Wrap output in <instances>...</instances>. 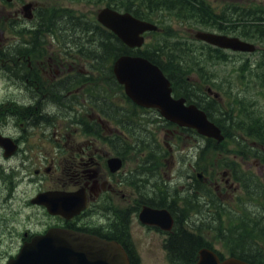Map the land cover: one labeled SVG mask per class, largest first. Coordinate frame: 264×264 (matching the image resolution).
<instances>
[{"label":"flooded vegetation","instance_id":"flooded-vegetation-1","mask_svg":"<svg viewBox=\"0 0 264 264\" xmlns=\"http://www.w3.org/2000/svg\"><path fill=\"white\" fill-rule=\"evenodd\" d=\"M210 6L223 12L216 14L217 21L229 22V0L211 1ZM6 11L26 31L1 33L0 38V81L15 90L14 95L0 96V264L19 259L24 247L54 230L116 243L133 264L140 188L135 183L133 144L116 143L113 136L120 132L112 121L119 99L102 97L100 86L89 89L85 80L92 66L71 64L68 45L55 48L54 34L29 27L22 8ZM114 157L122 159L117 170L109 163ZM227 174L225 189L235 184ZM149 188L139 191L154 198L142 201L143 206L162 209L165 198ZM63 196V204L77 212L52 211L59 203L56 198ZM148 229L162 235L165 243L182 236L180 224L170 232Z\"/></svg>","mask_w":264,"mask_h":264},{"label":"rangeland","instance_id":"rangeland-1","mask_svg":"<svg viewBox=\"0 0 264 264\" xmlns=\"http://www.w3.org/2000/svg\"><path fill=\"white\" fill-rule=\"evenodd\" d=\"M89 1L91 0H13L12 2L0 0V38H2L1 33L12 34L22 28L21 23H18L6 10H18L22 8L25 3L33 2L37 3L35 10L37 20L39 19L38 15H43L45 11L51 13L53 11L64 9L71 10L74 14L80 15L85 19L94 20L96 19L98 10L107 6L108 0H101L100 2ZM207 1L223 2L228 0ZM229 1L231 5L238 4L239 2L250 7L264 5V0ZM5 5L8 6V8H5ZM154 19H158V24H160L162 31L158 35L147 36L146 42L155 43L156 38L159 40L174 38L175 40H189L190 42L200 45L195 42V34L202 29L203 26H196L195 22L192 23L190 20H187V18L177 16L175 13L167 11L161 13V15H155ZM35 20L29 22V27L36 25L39 22H34ZM223 23L227 24L226 22ZM191 29L193 33L191 32ZM227 31H231V29H228ZM256 44L258 45L256 55L245 54V56H234L229 63H211L203 60L200 64L203 66V69H205L203 72H206L208 76L205 77L203 82V78L199 79L196 74L192 76L191 79L202 91H206L208 88L209 74L212 79H216L218 85L221 86V88L217 87L218 90L221 89L226 92L225 97L221 100V106L224 109H230L229 103L231 102L232 96H240V98L245 99V102L254 101L257 105L263 107L264 104L261 106V103H264L263 84L258 82L257 78L253 77L249 72L242 71L244 65H246L245 63H248V66H251L257 61L254 69L258 68L260 57H264V44L259 42ZM13 92L14 90L12 88L6 87L4 84L0 83V96L7 94L12 95ZM117 92V96L120 97L121 92ZM131 110L133 109L131 108ZM154 132L162 144L163 151V155L160 158L161 166L158 170L160 178L162 179V189H164L165 184L169 190L176 189L181 193L189 184L195 183L191 176L196 177L198 173L206 176V178L212 175L211 177L215 180H219L222 173L225 170H229L228 166H232L235 162L240 163L243 171L251 175L254 181H258L259 189H261V185L264 187V147L257 145L250 139L244 136L241 138L239 137L236 142H234V140H228L224 144L223 149L216 150L211 146H207L205 150L199 152L197 150V144L199 141L193 133L184 132L177 127L163 126L155 128ZM228 132L232 135H236L230 127ZM238 143L245 144L250 149H256L261 157H255L254 153H247V156H244L243 158L238 156V151L236 150V144ZM147 155L148 151H145L143 154H134L133 161L136 170L141 169L142 161ZM203 183V186H207L205 182ZM210 188L214 190L213 185L210 186ZM227 191L229 194H225L222 190L217 196L222 202H225L231 208L238 210L240 208L242 211H244L245 208L253 211L264 208L262 203L263 193L261 192L248 195L245 188H242L241 185L238 186L237 189H228ZM135 204L137 207L139 202L137 204L136 201ZM224 220L226 222V219ZM223 224L222 227L226 228V224ZM134 236L135 248L141 258V264H170L164 248L163 236L157 232H151L144 228L137 218L135 219ZM209 239L213 240L211 245L218 251L227 257L230 255L229 250L216 240L213 234L210 235Z\"/></svg>","mask_w":264,"mask_h":264},{"label":"trees","instance_id":"trees-1","mask_svg":"<svg viewBox=\"0 0 264 264\" xmlns=\"http://www.w3.org/2000/svg\"><path fill=\"white\" fill-rule=\"evenodd\" d=\"M130 1L131 3L125 5L124 9L127 11L133 10L134 12H132L137 17H141L138 10L142 7L151 12L159 9L185 11L191 13L193 16H198L200 19L212 14L209 5L202 0H171L169 3H167L166 0ZM134 1L138 4L135 8L132 7ZM241 21L244 22L245 25H242ZM230 23V28H239L243 36L256 38L260 42H264V17H262V15L255 13L243 15L240 11L234 10L231 14ZM39 30L78 31L84 34L86 43L80 44L79 46L86 48L87 57L95 63H112L117 57L125 54L142 55L148 58L159 65L163 71L168 74L171 81L177 86V95H185L190 101L197 103L207 112L209 117L223 129L226 135L234 139L244 136L264 145V106L260 107L256 103L252 105L249 104L251 101H247L246 103L245 99L240 98V96H233L230 111H225L216 100L209 99V102H206L204 99L205 96L202 98V95L199 93L193 94L195 88L188 82L187 75L193 72L202 60L226 61V54L222 50L205 46L202 48V51L198 49L200 52L197 55L201 59L190 57L193 53V49L190 45L181 42L164 41L161 42V44H149L143 50H132L126 47L111 32L97 24V22L84 20L82 17L76 16L72 11L53 13L49 22V27H43V24L40 23ZM186 50L189 52L188 59L187 56L183 54ZM211 50H214V53H212ZM261 66V72L257 73L256 78L259 79L261 83H264V59L261 61ZM243 68L246 72L250 70L247 64ZM251 72L253 71L251 70ZM180 85L184 86L186 90L189 91L187 92L188 94L185 93V90H178V86ZM263 104L264 103H262V105ZM216 114L223 116L218 118L215 116ZM229 123L232 125L228 126ZM229 127L233 129L236 135H232L228 132ZM207 141L216 147L214 141L209 139H207ZM150 168L155 169V166L150 165ZM216 212L219 217H221V212ZM219 217L213 218L214 224L221 222V218ZM238 228L239 230H237ZM242 229H244V223H240L239 227L232 230L231 242L237 247V253L235 252L234 256L251 264H264V252L258 251L252 244L255 239L253 237L254 231L249 234L246 231L241 232ZM229 234L230 232L227 234L221 232V240L227 242V239L224 237H228ZM243 235H245L246 238H244ZM226 244L228 245L230 243L228 242ZM204 246H208V244L204 242V238L201 237V235H194L182 229L181 238L174 239L172 245L168 247L171 258L169 261L171 264H194L197 260L196 256L198 250ZM175 257H179L180 259H173ZM134 264H139V259H135Z\"/></svg>","mask_w":264,"mask_h":264},{"label":"water","instance_id":"water-1","mask_svg":"<svg viewBox=\"0 0 264 264\" xmlns=\"http://www.w3.org/2000/svg\"><path fill=\"white\" fill-rule=\"evenodd\" d=\"M31 6L27 5L26 9ZM99 21L111 29L131 48H140L144 44L142 36L146 31H155L158 27L150 22L133 17L130 13H120L105 8L99 12ZM199 39L222 48L236 51H254L255 46L242 42L238 38L199 32ZM114 72L118 81L125 85L126 93L138 105L158 108L169 121L181 126L195 128L202 135L224 139L221 129L208 119L206 113L196 105H185L184 99L172 97L171 83L163 71L154 63L141 56H122L115 65ZM119 166V165H118ZM153 214L157 217L155 220ZM168 215L169 223L162 219ZM144 223L157 222L163 228H170L172 219L166 211L145 209L140 216ZM35 253L38 259H17V264H129L124 250L111 243L102 242L73 234H52L40 244ZM197 264H248L245 261L230 258L221 262L209 249L200 252Z\"/></svg>","mask_w":264,"mask_h":264},{"label":"bare ground","instance_id":"bare-ground-1","mask_svg":"<svg viewBox=\"0 0 264 264\" xmlns=\"http://www.w3.org/2000/svg\"><path fill=\"white\" fill-rule=\"evenodd\" d=\"M170 1H171V0H166L167 3H169ZM198 12H200V11H198ZM198 12H196V13H198ZM249 104H252V105H253V104H255V102L253 103V101H251ZM146 188H147V187H146Z\"/></svg>","mask_w":264,"mask_h":264}]
</instances>
